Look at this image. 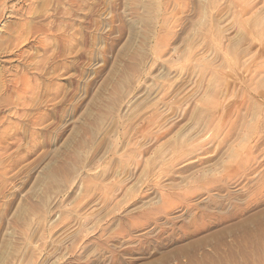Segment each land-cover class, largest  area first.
Wrapping results in <instances>:
<instances>
[{"label": "rangeland", "instance_id": "1", "mask_svg": "<svg viewBox=\"0 0 264 264\" xmlns=\"http://www.w3.org/2000/svg\"><path fill=\"white\" fill-rule=\"evenodd\" d=\"M0 72V264H264V0H0Z\"/></svg>", "mask_w": 264, "mask_h": 264}, {"label": "bare ground", "instance_id": "2", "mask_svg": "<svg viewBox=\"0 0 264 264\" xmlns=\"http://www.w3.org/2000/svg\"><path fill=\"white\" fill-rule=\"evenodd\" d=\"M7 53L9 54V51L6 52V54ZM18 55L19 54H16V56ZM9 57H12V54L9 55ZM18 57H21V56L19 55ZM0 74H1V77L3 78L1 80H2L4 96H6L5 101L7 100V103H6L7 106L16 105L14 107L16 108L15 110H17V108L20 107L21 105L24 107L25 106L24 103L26 99H28V95H29L28 93L30 90L29 80L27 77L28 75L27 76L24 75L22 76V78H19L18 75L16 76V75H11V74L10 75L7 74L8 76L6 77L5 72H0ZM14 96L17 97V99H15L16 101L14 100ZM22 111L24 110L22 109ZM16 113L19 114L20 112H16ZM23 115H26V113Z\"/></svg>", "mask_w": 264, "mask_h": 264}]
</instances>
